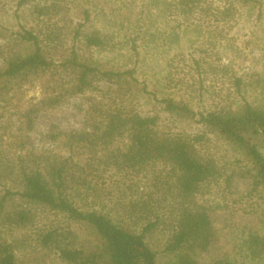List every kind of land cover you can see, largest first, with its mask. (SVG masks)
<instances>
[{
	"label": "rangeland",
	"instance_id": "rangeland-1",
	"mask_svg": "<svg viewBox=\"0 0 264 264\" xmlns=\"http://www.w3.org/2000/svg\"><path fill=\"white\" fill-rule=\"evenodd\" d=\"M211 2L214 8L230 7L232 16L221 20L202 16L188 25L181 23L173 0H31L24 7L17 0H0V70L8 57L30 49L19 37L24 27L40 34L56 64L1 87L0 158L16 160L30 152L69 157L65 138L89 129L88 110L93 103L156 115L161 131L189 135L205 128L168 113L161 98H185L201 111L237 107L242 98L264 107V0L253 5L239 0ZM37 6H47V14H35ZM85 11L91 15L85 31L105 36V47H86L75 34L86 21ZM73 47L102 68L136 65L139 83L97 76L91 88L73 92L75 73L60 63ZM236 77H242L241 95ZM144 84L149 92L141 91ZM129 144L125 135L108 148H98L100 158L82 174L85 186L75 185L70 195L83 208L106 213L132 231L140 232L148 222L157 221L146 240L158 252L159 264H176L177 254L164 250L183 206L176 170L162 160L141 168L130 166L121 159ZM200 148L214 159L219 174L187 202L208 210L214 231L211 245L195 252L198 264L221 258L233 264H264V252L254 254L251 245L254 236H264V186L256 184L253 164L217 134L209 133ZM87 157L81 155L76 161L84 165ZM4 189L0 184V194ZM20 204L15 199L8 209ZM33 210L35 219L29 225H3L0 219V236L17 245L19 264H65L54 248L42 242L50 230L64 233L66 243L98 244L92 230L66 215L45 207Z\"/></svg>",
	"mask_w": 264,
	"mask_h": 264
},
{
	"label": "trees",
	"instance_id": "trees-1",
	"mask_svg": "<svg viewBox=\"0 0 264 264\" xmlns=\"http://www.w3.org/2000/svg\"><path fill=\"white\" fill-rule=\"evenodd\" d=\"M239 1L245 5L258 2ZM30 2L17 0L19 7L27 6ZM172 5L181 17V23L188 25L200 20L202 16H213L221 20L233 14L230 7L214 8L211 0H173ZM47 12V6L34 9L38 16L46 15ZM90 16V12L85 11L86 21L79 24L75 34L82 38L86 47L103 48L107 44L106 37L98 31L87 32L84 29ZM19 37L30 49L24 54L8 57L6 66L0 70V89L15 78L44 72L56 65L51 51L38 32L24 27ZM60 63L66 70L75 73L76 82L72 87L75 93H83L91 88L97 76L115 82L130 78L139 83L136 65L125 69L102 68L89 62L77 47H73ZM242 84V77H236L235 86L240 95ZM147 90L144 84L141 91L149 92ZM160 101L168 113L201 124L205 132L196 135L164 132L158 127L156 115H142L137 111L93 103L88 110L89 129L65 138V144L70 150L69 157L30 152L16 160L0 158V184L5 188L3 194H0V219L3 225H29L35 219L33 207H45L85 225L98 238L97 245L79 246L71 241L66 243L68 237L59 230L46 232L43 244L54 248L63 263L159 264L158 252L146 240L147 235L157 228V221L148 222L140 232L132 231L119 225L106 213L95 208H83L70 195L75 185H84L82 174L100 158L98 148H108L116 139L126 135L130 144L121 152L122 161L134 168H141L162 160L176 170V189L183 206L180 208L176 229L164 250L177 254L176 264H198L195 252L206 250L211 245L214 231L208 210L200 206L191 207L187 202L200 191L203 184L219 174L214 159L205 156L200 146L209 133L219 135L253 164L256 184L264 186V107L256 106L245 98H242L240 106L231 105L207 111L196 109L185 98L163 97ZM81 155L89 156L84 165L76 161ZM15 199H19L21 204L9 210L8 206ZM251 245L254 254L264 252V236H254ZM16 251L17 245L13 241L0 236V264H19ZM213 264L233 263L221 258Z\"/></svg>",
	"mask_w": 264,
	"mask_h": 264
}]
</instances>
